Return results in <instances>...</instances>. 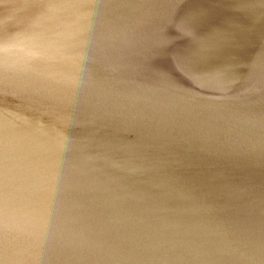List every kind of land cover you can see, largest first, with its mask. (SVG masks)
<instances>
[{
	"label": "water",
	"instance_id": "obj_1",
	"mask_svg": "<svg viewBox=\"0 0 264 264\" xmlns=\"http://www.w3.org/2000/svg\"><path fill=\"white\" fill-rule=\"evenodd\" d=\"M0 264H264V0H0Z\"/></svg>",
	"mask_w": 264,
	"mask_h": 264
}]
</instances>
